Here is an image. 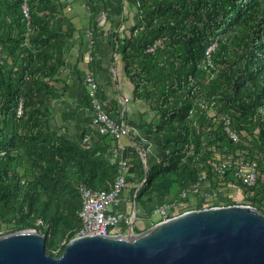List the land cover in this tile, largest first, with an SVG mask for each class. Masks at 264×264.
Returning <instances> with one entry per match:
<instances>
[{
  "label": "trees",
  "instance_id": "trees-1",
  "mask_svg": "<svg viewBox=\"0 0 264 264\" xmlns=\"http://www.w3.org/2000/svg\"><path fill=\"white\" fill-rule=\"evenodd\" d=\"M63 1L28 0V20L21 10L23 0H0V151L5 152L0 157V182L1 186H22V192L32 190L35 183L24 180L21 185V176L16 172V168L22 166L21 144L34 145L51 134L81 153H98L101 160L114 157L116 142L112 137L96 134L90 143L83 144L87 132L74 142L53 131L47 123L46 110L53 99L61 97L52 84L58 73L56 56L73 38L53 28V22L66 9ZM126 1L136 11L135 25L142 31L139 36L134 31L132 35L117 39L115 51L121 56L124 71L134 87L133 98L144 101L161 118L156 125L141 121L152 139L157 140L156 145L163 155L164 160L157 167H168L169 156L189 154L188 165L196 179L192 185L178 180L177 185H172L174 192L166 187V198L157 202L154 197L143 200L142 195L157 168L144 163L140 155L139 151L146 154L148 142L133 136L136 151L130 169L132 176L121 198L134 201L138 210L148 211L150 203L177 199L205 173L214 189L227 186L230 190L212 205L238 204L236 199L232 200L233 196L244 187L232 171L216 172L211 164L216 161L211 155L212 150L219 152L221 161L234 155L241 146V138L236 143L223 129L222 118L227 117L239 136L244 130L258 128V146L251 150V156L258 162L259 172L264 170L255 158L256 151L264 152V0ZM94 9L91 7L92 21L96 16ZM28 41L37 45V56ZM214 44L216 47L208 56L207 51ZM152 47L155 49L149 51ZM87 98L91 108L89 93ZM100 99L106 101L103 92ZM21 102L23 114L19 117L17 111ZM203 102L214 104L219 126L212 122L209 111L202 108ZM108 105L116 107L117 103ZM108 105L106 110L111 115ZM19 138L22 141L18 144ZM62 159L58 161V168L63 177L94 189L108 188L109 181L99 176V171H86L82 161ZM116 175L117 165L112 181ZM251 191L248 201L264 213V182L260 175ZM79 209L80 195L76 230L80 226ZM26 228L25 222L0 217V231L11 233ZM125 228L122 225L121 229ZM76 230L68 242L76 237ZM134 230L138 231L137 227Z\"/></svg>",
  "mask_w": 264,
  "mask_h": 264
},
{
  "label": "water",
  "instance_id": "water-1",
  "mask_svg": "<svg viewBox=\"0 0 264 264\" xmlns=\"http://www.w3.org/2000/svg\"><path fill=\"white\" fill-rule=\"evenodd\" d=\"M74 237L59 256L46 235L24 229L0 236V264H264V213L234 204L194 209L135 233Z\"/></svg>",
  "mask_w": 264,
  "mask_h": 264
},
{
  "label": "rangeland",
  "instance_id": "rangeland-1",
  "mask_svg": "<svg viewBox=\"0 0 264 264\" xmlns=\"http://www.w3.org/2000/svg\"><path fill=\"white\" fill-rule=\"evenodd\" d=\"M76 2L79 4L78 1ZM117 3L120 5L121 12L115 16L117 17V24L113 27H117L118 31L129 35H132L135 31L137 36H139L142 29L139 30L135 25L137 19L136 11L129 5L127 13L124 12L123 7L129 4L126 0H117ZM160 42L161 40H158V43ZM27 44L37 56L39 53L37 45H33L31 41H28ZM147 108L146 118L143 119L141 116V121L153 125L158 124L161 119L160 116L148 105ZM208 115L212 118V122L216 123V126L221 124L215 117V111H209ZM53 131L58 132L55 129ZM258 135V128L241 132V146L233 154L239 155L242 158L252 159L251 150H255L258 146ZM21 141L22 138H19L16 142L19 144ZM20 148L22 166L16 168V172L21 176L20 183L23 185V181L25 180L35 183V187L30 191L22 192V186L11 187L8 184L1 186L0 182V217L3 220L25 222L27 224L26 229H35L45 234L46 251L54 256H59L63 252L70 236L74 235L78 227L76 209L79 205V182H76L72 178L63 177L59 173L58 161L62 159L61 156L65 157L62 159L65 161L73 159L82 161L86 164V171L91 169L96 172L99 171V176H104L110 184L116 171L114 157L101 160L98 153H81L75 146L70 147L59 142L51 134L42 138L34 145L30 143L21 144ZM151 149L150 157L149 153L145 154L148 157L147 160L141 157L145 161L144 163H147L149 166V163H151V167L157 169L153 173L150 185L147 186L142 195L143 200L148 201L149 197H154L157 202L158 199L167 196L165 194L166 190H164L166 187H170V190L174 192L172 185H177L178 180L191 183V185L194 183L196 177H194L190 165H188L189 159L187 157L189 154L182 153L176 156H169V166L158 168L157 165L161 164L164 160L163 155L159 151L158 145H156V150L155 148ZM211 157L216 162H219L221 159L220 153L215 150H212ZM255 158L259 159V162L264 167V152L256 151ZM35 171H38V174H35ZM11 178L9 176V179ZM260 179L264 182V170L260 171ZM144 184L145 182L141 185L143 186ZM236 185V187H239V184ZM222 190L225 192L230 191L227 186H224ZM250 192L252 195V191ZM127 193L128 190L126 191ZM169 199L177 200L178 213L190 211L194 207V205L191 206L182 200L180 196L177 199ZM235 199L240 204L251 205L247 199L244 200L242 198V194L240 193H236V196H233L232 200L234 201ZM156 202L150 203V208L154 207L157 204ZM122 204L128 205V209L131 210L134 201H130L129 199L128 202L126 199H122L121 206ZM153 220L157 222L159 218L153 216ZM134 225L139 231L134 230V232L140 233L152 226V219L140 211Z\"/></svg>",
  "mask_w": 264,
  "mask_h": 264
},
{
  "label": "crops",
  "instance_id": "crops-1",
  "mask_svg": "<svg viewBox=\"0 0 264 264\" xmlns=\"http://www.w3.org/2000/svg\"><path fill=\"white\" fill-rule=\"evenodd\" d=\"M76 1H63L66 9L53 22L56 31L69 33L73 38L56 56L58 73L52 84L61 97L53 99L46 110L48 126L74 142L90 130L92 111L88 106L85 75L92 72L106 96L107 105L117 103L116 107L108 105L111 116L116 120H125L130 129L123 157L133 160L136 150L130 146L131 137H141L153 149L157 140L152 139L149 130L141 124V116L146 118L147 105L141 100H134V87L124 71L121 56L115 51L117 39L128 35L113 27L117 24L115 16L121 12L120 5L117 0H85L95 8L96 16L92 21L93 12L87 11L82 3ZM128 7L129 4L123 7L124 12L127 13ZM88 29L93 31L92 38L86 35ZM90 49L92 61L87 56ZM125 98L128 99L126 103ZM122 207L132 215L133 209L129 210L128 205Z\"/></svg>",
  "mask_w": 264,
  "mask_h": 264
},
{
  "label": "built area",
  "instance_id": "built-area-1",
  "mask_svg": "<svg viewBox=\"0 0 264 264\" xmlns=\"http://www.w3.org/2000/svg\"><path fill=\"white\" fill-rule=\"evenodd\" d=\"M78 1L82 3V6L87 11L91 12V6L85 3V0ZM21 10L25 18L30 20L28 0H23ZM86 35L92 38L93 31L88 29ZM215 47L216 44L208 49V56ZM154 49L155 47H152L149 51ZM87 56L89 61L93 60L91 49L87 52ZM85 83L89 92V97L91 98L92 118L90 130L84 135L82 143H90L92 137H95L96 134L112 137L116 142L113 148V154L114 163L117 165V175L107 189H94L84 183L79 185L80 209L77 212V216L80 221V226L76 230V237L94 234H126L133 223V216L122 207L127 205L124 204L121 206L122 199L127 200V198H121V194L128 186L129 176H132L130 174V169L133 167V160L123 157V152L127 148L126 138L130 136V129L125 120H116L107 112V102L100 99L102 91L94 73L88 72L85 75ZM127 101L128 99L125 98L124 103ZM201 106L208 111H213L214 108V104L209 102H203ZM17 114L19 117L23 114L22 102L19 105ZM222 122L223 129L230 139L236 143L239 142L240 136L233 130L230 119L223 117ZM130 142V146L135 148V143L133 141ZM139 152L145 160V153L142 151ZM150 152L151 148L148 145L146 147V153ZM4 155L5 152L0 151V157ZM211 164L219 174H224L229 170L232 171L234 178L244 187L240 189L242 191L238 190L237 193L242 194L244 200H248L251 195L250 191L256 186L260 175L259 165L256 160L242 158L239 155H229L218 163L212 162ZM226 193L227 192L222 189H214L207 179V174L204 173L197 178L195 184L190 189L184 190L180 194V197L182 200H188L189 204L194 205V209H205L215 207L212 203L217 202L221 196ZM134 206L135 202L132 204L131 210H134ZM140 211L143 212L145 216L152 219V225L184 213L183 211L178 213L177 200L172 199L157 203L154 207L149 208L148 211L137 209V218ZM153 216H157L159 220L157 222L154 221ZM122 225L126 226L123 230L121 229ZM4 234L7 233L0 231V236Z\"/></svg>",
  "mask_w": 264,
  "mask_h": 264
}]
</instances>
